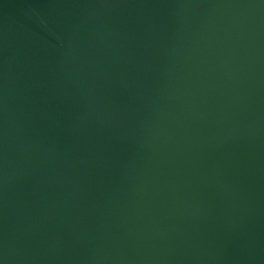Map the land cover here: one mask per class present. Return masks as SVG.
Listing matches in <instances>:
<instances>
[{
  "label": "water",
  "instance_id": "1",
  "mask_svg": "<svg viewBox=\"0 0 264 264\" xmlns=\"http://www.w3.org/2000/svg\"><path fill=\"white\" fill-rule=\"evenodd\" d=\"M0 264H264V0H0Z\"/></svg>",
  "mask_w": 264,
  "mask_h": 264
}]
</instances>
